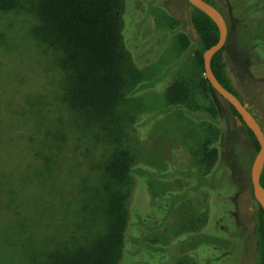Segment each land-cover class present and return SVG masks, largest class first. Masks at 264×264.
I'll return each instance as SVG.
<instances>
[{"label": "rangeland", "instance_id": "374dc122", "mask_svg": "<svg viewBox=\"0 0 264 264\" xmlns=\"http://www.w3.org/2000/svg\"><path fill=\"white\" fill-rule=\"evenodd\" d=\"M0 1V264H45L103 239L109 203L119 197L126 209L134 182L136 264H257L249 186L255 148L227 103L200 89L188 2L120 0L122 43L132 60L118 125H103L66 99L61 55L34 35L37 0ZM212 2L228 28L225 74L264 130V52L257 49L255 61L248 43L242 46L246 29L260 34L264 27V0ZM175 82L187 87L190 106L173 107L162 95ZM209 148L216 159L207 173ZM115 157L129 160L131 176L105 172ZM199 186V195L190 191ZM162 246L170 249L166 259Z\"/></svg>", "mask_w": 264, "mask_h": 264}, {"label": "trees", "instance_id": "16d2710c", "mask_svg": "<svg viewBox=\"0 0 264 264\" xmlns=\"http://www.w3.org/2000/svg\"><path fill=\"white\" fill-rule=\"evenodd\" d=\"M205 1L214 6L212 0ZM191 7L189 26L196 36L198 45L196 57L202 72L201 55L206 48L216 42L218 31L209 17L195 7ZM122 14L120 0H37L35 5L38 24L34 28V35L38 40L60 53V63L69 80L66 99L88 119L94 122L99 121L103 125L115 124L118 120L116 106L122 98L121 91L127 85L125 65L127 66L128 61L132 60L130 52L122 43V27H120ZM245 31L244 37L247 40H245V44L242 42V46L248 43L247 48L254 54L255 61H260L257 49L264 52V27H260V34L252 33L247 29ZM178 38L186 49L189 41L187 40L188 36L182 33ZM253 40L255 43L250 44L253 43ZM224 48L225 44L211 57V71L224 88L242 101L225 74V63L222 56ZM151 84L154 86L153 82ZM200 89L204 93L206 92L205 94L207 91H212L203 77L200 79ZM163 90L162 95L173 107L183 106L185 102L188 106L191 105V102L193 103L192 97L188 95L189 91L187 87L183 86V83L175 82L166 85ZM187 99L189 101H186ZM229 108L233 115H237L231 106ZM245 129L256 150L258 145L254 136L246 127ZM209 149L207 150L209 156L206 155V160L213 162L216 159V150L215 148ZM104 168L105 172L115 180H122L131 176L133 172V166L128 159L123 157L113 158ZM138 179L136 178V181ZM259 183L264 188V165L259 176ZM134 185L133 183L131 185L132 191L129 192L126 209L122 208L119 197L109 203L111 216L109 217V228L103 239L92 242L87 247L88 249L83 247L75 254L62 256L55 260L49 259L45 264H128V261L136 264L137 260L133 259V256L138 251L135 248L141 247L139 238L132 236V230H135L136 226L129 211ZM203 189L209 188L204 186ZM187 200H191V198H187ZM256 213L257 223L253 234L256 237L257 264H262L264 254L263 214L257 203ZM210 220L208 213L204 226L209 225ZM201 227L203 226L200 223ZM173 240L172 237L171 241ZM128 245H131L133 253L129 252ZM142 246L147 249L146 244L145 246L142 244ZM169 252L168 246H162L161 253L165 259L169 256ZM127 255H129V259L125 260Z\"/></svg>", "mask_w": 264, "mask_h": 264}, {"label": "water", "instance_id": "95a60500", "mask_svg": "<svg viewBox=\"0 0 264 264\" xmlns=\"http://www.w3.org/2000/svg\"><path fill=\"white\" fill-rule=\"evenodd\" d=\"M186 1L189 5L195 7L209 17L218 31L216 42L206 48L201 55L203 78L207 81L211 90L235 110L237 115H234V119L237 120L238 123L244 125L252 133L258 145L249 168V186L252 198L262 210V236L264 246V188L259 183V176L264 165V132L245 104L224 88L211 71V57L224 46L227 39L228 28L224 17L215 6L205 0ZM262 264H264V254Z\"/></svg>", "mask_w": 264, "mask_h": 264}, {"label": "flooded vegetation", "instance_id": "af4514ba", "mask_svg": "<svg viewBox=\"0 0 264 264\" xmlns=\"http://www.w3.org/2000/svg\"><path fill=\"white\" fill-rule=\"evenodd\" d=\"M215 6V5H214ZM216 7V6H215ZM217 8V7H216ZM218 10V9H217ZM225 19V18H224ZM226 21V20H225ZM256 119V118H255ZM261 127V126H260ZM262 128V127H261ZM263 130V129H262ZM263 132H264V130H263ZM210 150V149H209ZM213 151H215L214 149H213ZM200 154H201V156H202V153L200 152ZM207 156H209V155H207ZM214 163H215V160L213 161V164L211 165V166H209V168H208V170L209 171H207L208 173H210V171H212L213 170V172H214ZM204 172V171H203ZM204 177V174L201 172L200 173V179L201 178H203ZM192 188V187H191ZM199 188V189H198ZM201 188H202V186L200 187H197L196 189H192V190H190V191H193V193H197V195H199L200 194V190H201ZM194 195V194H193ZM193 196L192 195H188L187 197H184V198H182V199H180V200H178L176 203H178L179 201H184V200H187V198H192ZM187 201H189V200H187ZM177 206L176 205H173V206H171L170 208H171V212H173V210L176 208ZM199 232H200V226H199ZM171 239H172V237H171ZM170 250V249H169ZM170 253V252H169ZM175 253H176V251H175ZM174 252H173V254H172V257H173V259H174V261L175 260H179V256L181 255V254H179V253H176L175 254Z\"/></svg>", "mask_w": 264, "mask_h": 264}]
</instances>
